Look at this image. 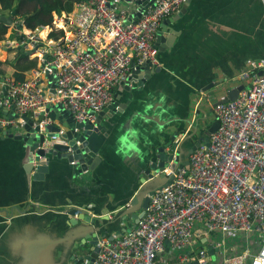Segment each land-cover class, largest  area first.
I'll use <instances>...</instances> for the list:
<instances>
[{"label": "built area", "instance_id": "1", "mask_svg": "<svg viewBox=\"0 0 264 264\" xmlns=\"http://www.w3.org/2000/svg\"><path fill=\"white\" fill-rule=\"evenodd\" d=\"M184 1L155 0L138 20L124 24L136 13L133 3L82 0L69 13L53 12L47 25L22 26L14 38H0V65L12 51L36 64L22 80L0 76V134L23 136L24 116L33 128L55 125L47 107L69 112L77 124H95L130 76L131 63L159 68L156 34ZM228 83L230 90L243 88L235 100L212 108L219 126L208 144L193 151L188 169H171V163L163 169L172 181L154 191L136 226L111 241L98 240L93 264H264V61H247ZM203 102L213 103L196 90L193 112ZM50 141L63 143L55 136ZM239 238L244 244L236 253L226 240ZM166 241L171 256L162 257Z\"/></svg>", "mask_w": 264, "mask_h": 264}, {"label": "water", "instance_id": "2", "mask_svg": "<svg viewBox=\"0 0 264 264\" xmlns=\"http://www.w3.org/2000/svg\"><path fill=\"white\" fill-rule=\"evenodd\" d=\"M120 1L137 6L136 13L125 20L124 24H128L138 20L155 0ZM188 2L189 0L184 1L178 17L184 12ZM14 14L15 12L10 16L0 17V22L5 26H12ZM162 22L154 47L162 53L160 62L163 69H151L147 63L135 67L131 63L130 76L116 88L112 102L98 114L95 124H77L69 112L47 107L48 117L51 122H56L55 125H44L43 129L39 126L33 128V121L24 116L26 125L23 136L15 137L4 132L0 134V150L4 153L0 178L8 181L9 187H14L13 192H8V201L0 207L9 208L11 213L16 211L24 214L28 207L31 181L44 180L53 160L66 163L70 176L78 182L93 179L100 174V169L107 162L115 166L116 174L126 184L123 196L128 205L119 214L123 216L140 212L129 223L130 227H134L145 215L154 191L172 181V177H165L163 169L169 163L171 169L177 166L189 168V156L201 143L208 144L209 136L217 130L219 122L215 118L186 153L182 145L191 137H184L179 144H175L178 134L169 138L165 133L174 125H178L179 131H182L188 121V114L196 116L199 111L193 112L192 109L190 113L191 81L181 74L179 77L170 63L169 55L175 47L173 43L177 33L167 35L164 27L166 22ZM17 28H21V23ZM163 60L169 61V64H165ZM227 84L229 83H212L201 91L207 95L212 91L217 96ZM242 88L239 86L227 91L219 101L215 97L211 112L216 105L235 100ZM118 91L130 93L126 102H120ZM53 93L54 91L51 92ZM60 130L62 134L58 135ZM53 136L63 143H51ZM165 141L168 142L163 144ZM46 146L49 147L47 153L44 151ZM83 210L69 209L65 218L69 229L64 230L60 237L43 239L38 252L31 250V259L26 264H78L82 261L93 264V254L98 252L100 236L111 241L112 232L108 236L102 234L106 219L89 216ZM77 212L78 215L75 216ZM128 231L129 229L126 232ZM165 246L168 248L167 241ZM207 253L213 256L211 246H207Z\"/></svg>", "mask_w": 264, "mask_h": 264}, {"label": "crops", "instance_id": "3", "mask_svg": "<svg viewBox=\"0 0 264 264\" xmlns=\"http://www.w3.org/2000/svg\"><path fill=\"white\" fill-rule=\"evenodd\" d=\"M177 15L165 19L164 27L167 35L177 33L173 43L175 47L169 55L170 63L179 77L181 74L191 81V113L197 89L202 90L217 82L228 83L245 70L247 61H264V0H189L184 12L180 17ZM161 55L158 50L159 68L163 69ZM163 61L169 64V61ZM230 84L232 87L234 81ZM230 84L217 96L210 91L211 103L221 100L230 90ZM117 94L121 103L126 102L130 95L126 91H118ZM210 109L209 104L202 103L196 116L188 114L182 131L174 125L165 133L169 138L177 133L180 142L184 137H191L182 145L187 151L202 137L204 129L214 122ZM3 157L4 153L0 150V168ZM9 190L13 192L14 187H9L8 181L0 178V205L4 206L8 201ZM125 190L124 180L116 174L115 166L107 162L93 179L78 182L70 176L66 163L53 160L44 180L31 181L28 207L24 214L11 213L9 208L0 207V264H26L31 259V250L38 252L43 239L60 237L64 230L69 229L65 218L71 208H83L89 216L106 219L101 233L107 236L111 232L113 236L132 229L129 223L140 212L119 214L128 205L123 196ZM100 239L106 238L100 236ZM239 241L230 243L237 246L236 253L243 249L238 245ZM168 256L171 255L166 247L162 257Z\"/></svg>", "mask_w": 264, "mask_h": 264}, {"label": "trees", "instance_id": "4", "mask_svg": "<svg viewBox=\"0 0 264 264\" xmlns=\"http://www.w3.org/2000/svg\"><path fill=\"white\" fill-rule=\"evenodd\" d=\"M80 2L82 0H0V17H7L15 12L13 25L16 24L14 26L15 33L13 34L8 26L0 22V38H3L9 32L11 33V37L14 38L17 25L20 23L31 30L41 25H47L51 21L53 12L60 13L63 11L69 13L75 4ZM35 66V62L29 61L25 55L17 52L4 66L0 65V76L10 75L14 76L16 80H22L24 78L23 73L35 68ZM239 240L240 238L233 239V241ZM231 242H229L230 246ZM238 243V245H243L244 240L241 239Z\"/></svg>", "mask_w": 264, "mask_h": 264}, {"label": "rangeland", "instance_id": "5", "mask_svg": "<svg viewBox=\"0 0 264 264\" xmlns=\"http://www.w3.org/2000/svg\"><path fill=\"white\" fill-rule=\"evenodd\" d=\"M33 7V6H32ZM32 7H31V9H32ZM16 25V24H15ZM15 25H12V26H10L9 27V30L14 34L15 32H14V26ZM18 26V25H17ZM21 27H22V25H21ZM18 29V28H17ZM18 31V30H17ZM17 31H16V34H17ZM8 35H10V37H11V33L9 32L8 33ZM12 38V37H11ZM14 53H15V51H12V52H10V53H8L6 56H5V58L7 57V59H12L14 56ZM49 126H46V128H48ZM226 245L229 247V240H226ZM212 259H218V256L217 255H214L213 257H212Z\"/></svg>", "mask_w": 264, "mask_h": 264}, {"label": "flooded vegetation", "instance_id": "6", "mask_svg": "<svg viewBox=\"0 0 264 264\" xmlns=\"http://www.w3.org/2000/svg\"><path fill=\"white\" fill-rule=\"evenodd\" d=\"M156 39V38H155ZM188 151V150H187ZM187 151H184V153H186Z\"/></svg>", "mask_w": 264, "mask_h": 264}, {"label": "clouds", "instance_id": "7", "mask_svg": "<svg viewBox=\"0 0 264 264\" xmlns=\"http://www.w3.org/2000/svg\"><path fill=\"white\" fill-rule=\"evenodd\" d=\"M131 147H134V146H131Z\"/></svg>", "mask_w": 264, "mask_h": 264}]
</instances>
